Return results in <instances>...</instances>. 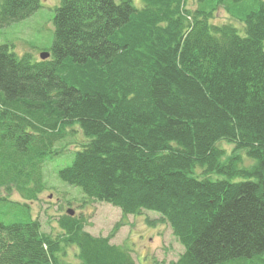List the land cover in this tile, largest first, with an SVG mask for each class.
Returning a JSON list of instances; mask_svg holds the SVG:
<instances>
[{
	"label": "trees",
	"instance_id": "1",
	"mask_svg": "<svg viewBox=\"0 0 264 264\" xmlns=\"http://www.w3.org/2000/svg\"><path fill=\"white\" fill-rule=\"evenodd\" d=\"M196 1L60 0L47 58L0 44V264H137L68 212L41 230L48 165L123 215L159 214L183 247L169 264H264V0H217L242 28ZM38 7L0 0V27Z\"/></svg>",
	"mask_w": 264,
	"mask_h": 264
},
{
	"label": "rangeland",
	"instance_id": "2",
	"mask_svg": "<svg viewBox=\"0 0 264 264\" xmlns=\"http://www.w3.org/2000/svg\"><path fill=\"white\" fill-rule=\"evenodd\" d=\"M59 1L40 0V7L29 16L0 27V44L7 43L10 50L17 55L30 52L34 59L39 58V54L49 50L52 45L53 17ZM197 4L196 0H189L187 3L191 8H195ZM212 6L214 7L212 21L221 23L233 20L230 22L242 28V23L231 17L228 6L220 4L217 0H208L206 9H211ZM256 7V0H244L235 6V10L241 12ZM75 129L74 136L68 139L71 143L66 151L73 150L85 142L82 133L77 127ZM65 144V141L61 142L58 147L63 148ZM217 146L224 149L226 156L236 152L232 144L226 140L218 141ZM236 153L241 156V165L249 167L255 163L244 150ZM195 172L199 174L201 169L196 168ZM44 177L43 191L37 200L29 202L32 215L39 220L43 232L57 234L60 231L59 217L71 211V215L82 220L83 229L91 235L108 236L111 243L129 248L137 264H169L183 252L182 245L172 234L169 225L154 211L123 215L118 207L88 198L80 187L61 180L56 171L53 172L51 165L47 166ZM210 177L216 178L221 175L211 174ZM13 196L18 198L16 194ZM74 252L75 248H67L63 257L65 262H76Z\"/></svg>",
	"mask_w": 264,
	"mask_h": 264
},
{
	"label": "water",
	"instance_id": "3",
	"mask_svg": "<svg viewBox=\"0 0 264 264\" xmlns=\"http://www.w3.org/2000/svg\"><path fill=\"white\" fill-rule=\"evenodd\" d=\"M49 56V52H47V51H42L40 54H39V57L41 58V59H45V58H47ZM69 214H72V212L71 211H67Z\"/></svg>",
	"mask_w": 264,
	"mask_h": 264
}]
</instances>
